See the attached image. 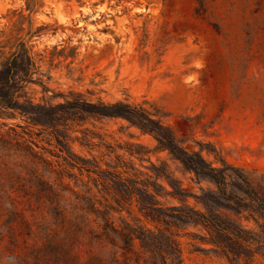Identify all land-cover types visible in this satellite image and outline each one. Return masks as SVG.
Listing matches in <instances>:
<instances>
[{
	"label": "rangeland",
	"instance_id": "1",
	"mask_svg": "<svg viewBox=\"0 0 264 264\" xmlns=\"http://www.w3.org/2000/svg\"><path fill=\"white\" fill-rule=\"evenodd\" d=\"M43 1L30 13L26 0H0V31L14 28L33 46L38 65L34 77L49 88L31 82L21 101L56 105L81 97L94 103L121 101L138 106L157 121L153 128L166 138L171 136L164 142L177 156L198 151L222 168L225 176H233L230 192L240 194L234 176H248L264 196V0ZM21 10L25 18L15 15ZM62 109L66 113L57 117L56 129L28 126L46 157L63 162L62 155L69 151L96 157L104 168L107 162L132 176H152L164 206L181 204L168 194L174 185L189 194L187 204L203 209L194 196L215 186L199 177L207 175L190 170L162 147L155 133L123 117ZM25 119L19 114L0 118L8 126L29 125ZM58 138L67 142L61 146L65 151L59 150ZM70 177L72 181L66 180L78 184L75 176ZM37 179L0 176V194L15 189L35 193ZM77 189L83 191L81 186ZM4 202L0 264H55L31 244L36 237L45 243L48 234L63 244L67 242L63 229L52 224L51 216L30 209L25 211L30 226L18 224L20 216L7 199ZM111 218L121 224L143 215L137 202L130 201L120 211H111ZM186 228L179 237L183 264H231L201 239L205 232L200 226ZM77 238L68 264H88L91 239L85 234ZM48 245L43 252L53 250Z\"/></svg>",
	"mask_w": 264,
	"mask_h": 264
},
{
	"label": "trees",
	"instance_id": "2",
	"mask_svg": "<svg viewBox=\"0 0 264 264\" xmlns=\"http://www.w3.org/2000/svg\"><path fill=\"white\" fill-rule=\"evenodd\" d=\"M43 3V0H26V10L36 12ZM15 15L25 18L23 10ZM14 31V28L0 31V118L19 114L26 118L29 125L8 126L0 120V176H37L38 190L21 194V190L15 189L9 195L0 194V207L7 199L17 217L20 216L17 222L21 225L30 224L25 218L28 209L37 215L46 213L51 216L52 224L67 234V242L63 244L55 243V236L49 234L42 244L41 237L34 238L31 246L36 248L37 253L53 258L55 264H68L67 257L78 241L76 237L85 234L91 239L88 264H183L179 237L182 232L186 233V225H190L200 226L205 232L201 239L231 264H254L260 258L264 260V196L256 190L248 176H234L239 182L235 187L240 194L230 192L229 180L233 176H225L222 168L207 162L198 151H185L183 156H177L174 149L164 142L171 136L166 138L153 128L157 121L130 103H94L81 97L56 105L34 103L32 99L21 101V93L31 82L37 81L44 89L49 88L34 77L38 65L32 55L33 46ZM62 108L123 117L143 131L155 133L162 147L170 149L190 170L207 175L199 177L208 179L215 186L203 195L194 196L203 209L187 204L189 194L172 184L173 190L168 194L181 204L164 206L160 201L162 194L156 186L159 184L151 180L152 176H132L107 162L104 168L102 160L96 157H82L71 151L62 155L63 162H54L46 157L37 149L40 146L33 138L31 127L44 125L56 129L57 117L66 113ZM5 126L8 127L6 130ZM160 127L165 129L161 124ZM58 142L59 150L65 151L61 146L67 142L59 138ZM75 169L78 173L74 172ZM85 175L87 180L80 177ZM70 176H75V183L78 184H71ZM66 177L71 180L67 181ZM78 186L83 191L77 189ZM100 192L103 194L98 196ZM130 201L137 202L143 219L123 220L121 224H116L111 218V211H120ZM56 212L58 216L54 218L53 213ZM15 227L10 226L12 230ZM46 244L52 245L51 252H43ZM15 246L19 247L17 243Z\"/></svg>",
	"mask_w": 264,
	"mask_h": 264
}]
</instances>
